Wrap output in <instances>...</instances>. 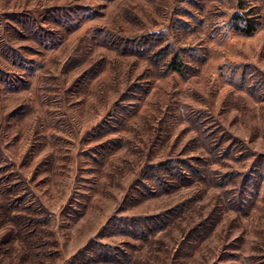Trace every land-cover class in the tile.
<instances>
[{"label": "rangeland", "instance_id": "rangeland-1", "mask_svg": "<svg viewBox=\"0 0 264 264\" xmlns=\"http://www.w3.org/2000/svg\"><path fill=\"white\" fill-rule=\"evenodd\" d=\"M0 264H264V0H0Z\"/></svg>", "mask_w": 264, "mask_h": 264}, {"label": "trees", "instance_id": "trees-1", "mask_svg": "<svg viewBox=\"0 0 264 264\" xmlns=\"http://www.w3.org/2000/svg\"><path fill=\"white\" fill-rule=\"evenodd\" d=\"M253 31H254V25L249 23V26H247V29H244L243 32L245 35H251Z\"/></svg>", "mask_w": 264, "mask_h": 264}]
</instances>
